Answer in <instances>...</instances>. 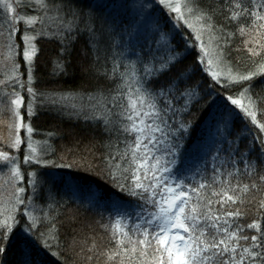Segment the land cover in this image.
<instances>
[{
	"label": "snow or ice",
	"instance_id": "snow-or-ice-1",
	"mask_svg": "<svg viewBox=\"0 0 264 264\" xmlns=\"http://www.w3.org/2000/svg\"><path fill=\"white\" fill-rule=\"evenodd\" d=\"M0 20L12 60L0 81L12 91L0 104L14 119L8 151H0L12 190L0 201V264H64L56 206L64 196L85 201L79 186L49 171L73 165L46 159L54 146L33 140L31 118L45 107L106 137L102 174L128 198L110 202L108 223L99 225L110 247L80 245L88 260L264 264V82L256 85L264 81L256 59L264 56V0H0ZM237 37L253 65L243 72L230 59ZM40 39L58 45L54 75L67 74L79 45L93 82L75 95L38 92ZM193 109L214 136L211 168L205 161L174 175ZM86 200L88 211L103 202L91 189ZM76 246L73 237L68 247Z\"/></svg>",
	"mask_w": 264,
	"mask_h": 264
},
{
	"label": "trees",
	"instance_id": "trees-1",
	"mask_svg": "<svg viewBox=\"0 0 264 264\" xmlns=\"http://www.w3.org/2000/svg\"><path fill=\"white\" fill-rule=\"evenodd\" d=\"M6 37L7 34L5 32H0L1 60L5 56L6 59L9 58ZM36 43L38 54L35 59L33 86L38 92L75 95L78 90L87 88L93 82L88 74L82 71V65H85L86 61L79 55V45H77V51L73 54L72 66L68 69L67 74L54 75L53 60L56 58L58 45L48 39H40ZM231 47L230 59L238 64L239 71L243 72L253 67L240 37L234 39ZM237 49H240V51H237ZM193 55L188 56L185 61L186 64L192 63ZM256 59L257 61L264 60V56ZM1 60L0 69L11 70L12 66L9 61L1 63ZM4 75L9 77L6 73ZM0 77H2L1 72ZM5 80L8 79L0 81ZM262 82L264 81H256L257 91L260 90ZM23 93H25L23 95L25 100H27V93L25 91ZM0 116H2L0 119L3 120L0 121V129L2 130V133H0V151H8L5 145L10 141L8 133L13 119L4 107H0ZM186 119L192 122L193 127L190 136L186 138L184 165L174 175L180 173L191 175L192 171L197 167H203L205 161H208L209 169L211 168V158L208 153L214 146L212 131L203 120V115L197 112L196 109H193L192 114ZM31 126L34 128L33 139L35 141L47 140L49 144L54 146L55 154H49L45 157L46 159L56 164L73 165L71 168L57 167L51 168L49 171L55 176L57 181H68L74 186H79L82 189L81 195L85 198L82 203L80 200L73 202L64 196L61 204L56 206L61 213L59 216V220L63 223L61 232L67 247L64 264H106V257L104 256L88 260L87 256L90 253L81 251L80 248V245H83L86 249L92 244L93 240H95L97 247L101 251L110 247L108 234L99 225L100 223H108L109 211L107 209L112 207L110 202L115 201L122 204L128 199L118 189L113 187L111 182L102 174L105 170L103 159L107 152L105 147L106 137L99 130L86 127L82 123L70 121L58 115L55 110L49 107L38 110V114L31 118ZM49 133L53 135L49 137ZM10 154H15V152L11 150ZM89 189L103 200L98 208L94 207L91 211L87 210L89 204L86 200ZM8 193H11V189ZM61 196H63V188L61 189ZM124 207H133V205L124 204ZM36 214L39 215V211ZM254 215V212H249V222ZM73 237L77 241V246L74 248L68 247L72 244ZM50 260L51 264H59L55 257H50ZM125 264H138V262L132 256H129L126 258Z\"/></svg>",
	"mask_w": 264,
	"mask_h": 264
},
{
	"label": "rangeland",
	"instance_id": "rangeland-1",
	"mask_svg": "<svg viewBox=\"0 0 264 264\" xmlns=\"http://www.w3.org/2000/svg\"><path fill=\"white\" fill-rule=\"evenodd\" d=\"M0 22H2V20H0ZM5 34H6V32H5ZM8 57L10 58V56H8ZM9 58L6 59V56L3 57L2 60L0 59L1 60V63H5L6 61H9V63L12 66V60H11V58L10 59ZM21 67H23V65ZM0 72L2 74V77H0V80L9 79V77H7L6 75H4V73L10 75L11 70H8V69H0ZM24 78L26 79V77H24ZM11 91H12V89L10 87L9 88H3V86L0 85V96H3L4 93H10ZM22 94H25V93H22ZM0 107H4L5 109H7L6 106L3 105V104H0ZM0 117H2V116H0ZM12 119H13V117H12ZM0 121H3V120L0 119ZM25 122L27 123V121H25ZM13 124H14V119H13L12 124L10 125L9 133H8V137H9L10 140L13 138V134H14L13 127H12ZM0 133H2V130L1 129H0ZM21 133H22V136H24V137L27 136V133H26V131L24 129H21ZM22 146L24 147V145H22ZM13 151L15 152V150H13ZM7 175H8V170L6 168L3 169L2 172H0V201H3L5 203V205H6V202L5 201H7L8 197L10 195L8 192L11 189V188L8 187V185L6 183Z\"/></svg>",
	"mask_w": 264,
	"mask_h": 264
}]
</instances>
